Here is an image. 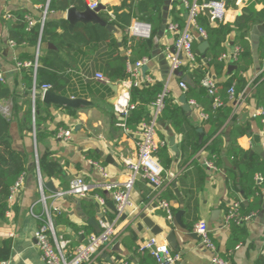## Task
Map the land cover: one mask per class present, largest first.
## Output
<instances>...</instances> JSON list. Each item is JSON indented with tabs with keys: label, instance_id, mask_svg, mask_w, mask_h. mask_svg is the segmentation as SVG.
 Masks as SVG:
<instances>
[{
	"label": "crops",
	"instance_id": "crops-1",
	"mask_svg": "<svg viewBox=\"0 0 264 264\" xmlns=\"http://www.w3.org/2000/svg\"><path fill=\"white\" fill-rule=\"evenodd\" d=\"M166 1H168L167 7ZM175 1L163 0L161 12L162 19L164 13L167 14L166 28L162 30L161 22V31L154 43L156 54L145 65L147 67L145 74L142 73V68L140 69L138 79L142 84L149 86L161 83L164 97H168L173 104H177L182 109L180 98L183 96V91L179 83L187 76L180 78L179 75L169 73L167 54L174 52L173 47L178 32L168 31V25L174 24L178 30L183 29L187 23L185 15H188V10L182 2ZM84 2L87 9L89 4L97 3L98 16L99 11L117 7L122 0H84ZM263 7L264 0H234L230 7L228 5L224 23L235 22L243 9L260 11ZM23 10L29 13L33 21L41 20L45 13V9L34 4L33 0H0V74L3 82L14 94V100L0 101V114L9 122V137L13 148L30 156L26 172L21 179V187L10 197L8 209L3 220L0 221L1 264H44L34 239V232L39 227L40 220L45 218L43 206L39 202V177L46 196L52 192L45 186L48 182L55 191L65 188L76 178H83L93 186L92 192L84 199L67 197L47 201L50 209L57 208L60 211L59 215H63L64 224L59 227L69 231L59 233L68 243L70 242L69 247L74 249L86 241L89 233L94 234L93 229L88 225L89 219L99 221L98 217L101 215L108 223L115 220L111 193L107 192L103 185L123 184L127 180V164L135 163L138 155L136 146L138 130L128 131L114 110L115 100L121 95H129L130 81L115 84L117 92L114 93L109 85H103L95 80V75L103 73L104 63L114 54L113 50L101 44L93 51L82 48V54L75 55V61L70 62L68 71L70 79L62 81L60 84L62 90L57 92L66 98L86 100L92 106L69 109L47 105L42 101L41 93H37L38 97L35 98L34 104L31 102V107L38 118L37 130L53 131L60 126L61 130L70 131V139L63 141L58 138H46L37 143L34 132L22 128V116L27 109L24 101L29 97L21 81V73L15 69V62L34 57L35 51L30 47H16L10 44L9 22ZM66 13L46 11L45 19L66 20ZM204 17L208 21L205 15ZM191 32L197 41L199 36L196 31ZM109 33L118 42L120 41L118 30ZM263 39L264 22L253 26L248 33L252 65L244 73L247 87L243 95L230 98L227 105L231 107L232 113L223 132L227 144L233 125L247 129L236 143L241 150L249 152V155L257 154L252 151L258 146L264 151V132L260 131L257 122L262 114V108L256 96V88L264 79V60L260 58ZM40 48L42 53L45 48L55 49V46L42 44ZM226 48L228 52L223 57V61L227 62L228 68L232 65L229 57L236 50L233 45V35L229 36ZM227 68L225 77L229 75ZM224 79L221 78L219 83ZM105 86H108L109 92ZM13 101L17 105L16 115L13 111ZM147 110L152 115L153 107H147ZM184 114L196 132L201 130V133L197 132L199 142L213 131L210 124L202 125V121L207 117H203L196 107H191L189 115L185 112ZM170 134L175 137L179 151L178 158L170 151L168 145ZM255 136L259 137L258 144L254 141ZM155 138L161 143L159 149L169 152L172 157L170 168L162 169V185L158 191H154L142 175L137 178L131 192L133 206L116 221L117 238L110 247L99 251L95 257V264H138L137 250H142L143 246L152 239L156 241L157 247L166 245L172 255L178 256L176 264H212L209 254L201 248L198 237L191 236L195 234L194 227L200 221L208 225L218 253L227 264H254L258 257L264 255V184L261 180L257 178V186L262 193L261 209L241 226L247 234L246 241L235 246L234 249H228L227 242L233 238V234L227 226H224L226 214L234 203H246L239 187L240 174L231 159H227L223 154L220 167L207 169L204 166L207 153L201 150L191 156L190 150L186 151L182 148V136L173 132L170 122H162L158 119ZM107 157H111L113 164L106 161ZM97 166L103 169L106 178L102 177ZM199 172L205 174L200 187ZM173 183L176 184V188L172 187ZM176 189L183 199L182 204L178 201ZM78 200L80 203H77ZM160 200L168 202L172 210L183 211L181 222L185 226L184 230L176 225L174 218L172 221L165 218L164 212L159 208ZM86 201L94 206L90 213H86L83 208V203ZM131 212L133 213L130 214ZM142 215H146L159 227L162 234L152 235L142 223ZM170 231H174L177 241L176 250L171 249L165 242V236ZM123 238L126 239L124 244L121 242ZM116 244L117 247L114 248Z\"/></svg>",
	"mask_w": 264,
	"mask_h": 264
},
{
	"label": "trees",
	"instance_id": "trees-1",
	"mask_svg": "<svg viewBox=\"0 0 264 264\" xmlns=\"http://www.w3.org/2000/svg\"><path fill=\"white\" fill-rule=\"evenodd\" d=\"M176 1L182 3L184 1L190 4L194 0ZM210 1L225 0H195L196 5L199 7L196 23L204 31L205 40L209 44L205 52L207 63H204L200 56L195 54L197 41L194 39V62L185 63L177 72L180 78L187 76L192 84V86L187 85L186 91L183 93L187 103L190 101L195 103L200 114L207 117L202 121V125L210 124L213 131L199 142L196 129L189 124L181 107L173 104L168 97H164L163 109L158 119L162 122H170L173 132L182 136V148L186 151L190 150L192 152L191 156L202 150L207 153L206 160L214 168H218L222 164V155L224 154L227 159H231L232 164L238 170L240 174L239 187L244 194L246 203H240V209L236 217L228 221L227 227L233 234V238L227 242V248L234 249L235 246L244 243L247 238L244 228L241 227L243 223H238V219L255 216L261 209L262 193L258 189L257 178H260L264 184V160L259 155H249V152H245L238 147L237 139L247 132V129L239 125H233L230 140L226 144L223 132L232 113L231 107L227 105L231 98L228 91L233 87L234 95L232 98H238L247 87L244 73L252 65L248 33L253 26L264 22V7L260 11L243 9L233 23L209 22L204 17L202 6ZM229 1L228 5L230 7L234 0ZM33 3L39 5L43 10L46 9L47 13H64L71 8L78 12L86 10L84 0H49V2L48 0H33ZM162 5L163 0H122L117 7L99 11L100 20L106 25L115 27L120 33L119 42L113 38L104 26L98 24H77L72 31H69L68 22L65 19L58 21L45 20L43 26H41L40 20L33 21L27 11H20L9 22V41L16 47L26 46L33 48L34 51L38 44H40V47L42 44H53L55 46V49L45 48L42 53L40 52L35 77L30 69L23 68L19 70L21 81L29 97L28 100L24 101L27 109L22 116V128L33 131L37 143L46 138H57L61 130L60 126L53 131L37 130L38 118L35 112L33 116L32 101L30 100L32 99V89L35 87L36 91L40 92L42 86L48 85L52 91L61 92V82L70 79L68 75L70 62L75 61L76 54H82V48H89L93 51L101 44L113 50L114 54L111 59L104 63L101 75L111 85L130 80L127 66L129 64L133 65L143 58L151 59L156 54L154 43L161 31ZM135 11H137V15ZM135 20L150 26L149 39L129 36L128 29ZM59 31L61 33H58ZM230 35H233V45L239 53L236 60L231 62L235 69L225 77L227 62L223 61V57L228 52L226 44ZM260 58L264 60V39L261 45ZM33 61L34 57L20 59L15 62V65L16 63L25 62L33 63ZM207 77L213 80L212 96L202 86V82ZM221 78L225 79L219 83ZM105 88L108 92L110 91L108 86H105ZM162 92L163 85L161 83H155L152 86L142 84L140 87H130V104L134 106V109L124 121L128 131H139V126L142 123L150 121L151 115L147 107L152 106ZM256 96L259 98V106L262 108V114L258 117L257 122L260 131L264 132V79L256 88ZM7 99L14 100V94L0 80V101ZM215 99L219 101V106L215 104ZM13 111L16 115L17 105L15 101H13ZM156 157L163 170L170 168L172 157L169 152L158 149ZM29 158V155L13 148L9 137V122L0 114V221L3 220L8 209L12 188L26 172ZM198 178L200 187L205 179V174L199 172ZM67 188L68 186L61 190ZM83 208L86 213H90L93 211L94 206L86 201L83 203ZM176 212L177 210H173L174 214ZM229 212L230 210L226 216ZM52 220L55 227L64 224L63 215L53 213ZM90 235L89 233L88 236ZM212 240L215 243L213 238ZM124 241H126L125 238L121 239L123 244ZM69 243L66 249L68 260L72 257L76 248H70ZM137 251L138 264H157L150 251ZM254 264H264V255L258 257Z\"/></svg>",
	"mask_w": 264,
	"mask_h": 264
},
{
	"label": "built area",
	"instance_id": "built-area-1",
	"mask_svg": "<svg viewBox=\"0 0 264 264\" xmlns=\"http://www.w3.org/2000/svg\"><path fill=\"white\" fill-rule=\"evenodd\" d=\"M49 2V0H48ZM183 4L187 7L188 17L186 26L183 29L178 30L176 25H168V31L178 32V36L174 43V52L167 54V60L169 62V73L173 75L174 72L182 67L185 63L194 62L193 54V43L194 35L191 31L195 30L199 37L206 39L204 31L197 26L196 16L199 11V7L196 5L195 0L188 4L183 1ZM97 3H91L88 5V9L94 11L97 9ZM203 9H208L211 21L210 22H224L226 8L225 1H210L202 6ZM45 15L40 20L41 26L45 22ZM129 36L139 39H149L150 37V26L139 22L133 21L131 26L128 29ZM11 45H13L10 42ZM239 51L235 50L234 53L230 55V61L234 62L237 58ZM40 56V44L35 49L34 61L33 63H16L15 69L19 71L20 69H30L33 72V76L36 75V70L38 66V59ZM149 59L143 58L135 64H129L127 66V71L131 77L130 87H140L142 83L138 79V74L140 69L148 63ZM0 80L3 81V77L0 74ZM95 80L103 85H111L101 74L95 75ZM202 86L206 88L210 96L213 95V80L209 77L205 78L202 82ZM179 87L183 91H186L187 85L183 82L179 83ZM47 91H52L51 87L46 85L42 86L40 92L36 91V88L32 89V102L34 104L35 95L37 93L44 94ZM230 97L234 95V89L231 87L228 91ZM244 93V92H243ZM243 93L241 95H243ZM240 95V96H241ZM164 93L158 96L155 103L152 105L153 113L151 119L148 123H142L139 126L138 137L136 140L137 146V160L135 163L127 164V180L123 184H105L103 188L111 193V197L114 204V214L115 220L112 223L100 221V232L98 234H91L86 239L87 244L79 245L73 252L72 257L68 260L66 258V249L68 242L63 238L62 234L56 231V227L53 224L52 214H60V211L57 208L50 209L47 205L48 200H59L67 197H73L78 199H84L87 195L92 192L93 186L84 181L83 178H76L69 182L68 188L65 190L51 192L50 195L46 196L44 193V185L41 183L40 177L39 180V192L40 200L44 209L45 218L40 220V225L34 232V239L40 251L41 259L44 264H95V257L99 251L107 249L110 247L117 238L116 233V221L125 215L130 208H132L131 202V192L133 189L134 182L137 178L142 175L143 178L148 182L149 186L154 190L158 191L162 185V168L158 163L156 152L160 148V144L156 136V128L158 118L163 109V100ZM217 106L220 105L217 99L214 100ZM190 107H196L193 101L188 102ZM134 109V106L130 104L129 95L119 96L114 103V110L118 115V119L124 123L129 113ZM34 116V109H33ZM204 117V115H202ZM71 137L70 131L60 130L57 138L63 141H68ZM204 166L213 170L214 167L207 160L204 161ZM102 177L106 178L107 175L104 173L103 169L97 166ZM38 172V171H37ZM261 180L260 178H258ZM21 187V180H19L11 190V196L15 194ZM101 204L104 205L103 201ZM159 208L164 212L165 218L168 221H172L175 214L170 206V204L164 200H160ZM240 209L239 203H234L230 209L229 214L226 216L224 221V226H228V221L234 219L237 215V212ZM32 212V210H31ZM131 212L130 214H132ZM32 214V213H31ZM252 216H247L241 219H238V223H243L251 219ZM194 232L199 239V243L202 249H204L210 257L212 264H227L223 260L217 250L216 244L213 242L210 230L208 225L204 221L198 222L194 227ZM152 248H155V251H152ZM142 250H148L155 258L157 264H176L178 261L177 255H172L166 245L157 247L156 241L154 239L147 242Z\"/></svg>",
	"mask_w": 264,
	"mask_h": 264
},
{
	"label": "water",
	"instance_id": "water-1",
	"mask_svg": "<svg viewBox=\"0 0 264 264\" xmlns=\"http://www.w3.org/2000/svg\"><path fill=\"white\" fill-rule=\"evenodd\" d=\"M167 3H168V1H166V3H165L166 7H167ZM228 3H229V0H225L226 10L228 8ZM135 12L137 15V11H135ZM203 13L207 17L208 21L210 22L211 16H210L209 10L203 9ZM163 16L164 17L162 19V30H164L166 28V16H167V14L164 13ZM187 17H188V15H185V19H187ZM66 20L68 22V29L69 30H72L74 28V26L79 23V24H83V25H88V24L96 25V24H98V25L104 26L106 28V30L109 32H116L117 31V29L115 27L110 26V25H106L102 20H100V18L97 16L96 9L94 11H92V10H89L86 8L85 11L78 12L74 8H71L66 13ZM197 41H198L199 45L197 46L195 54L197 56H200V58L203 60L204 63H207V60L205 58V52L208 49L209 44L203 37H198ZM49 47L52 48V46H49ZM171 52H173V50H171ZM160 58H162V57H160ZM234 69H235L234 65H229L227 68V74H230ZM141 70H142V73L145 74V72L147 71V67L143 66ZM174 75H178V72H174ZM182 82L188 86H192L191 81L188 77H184ZM109 88L114 93L117 92V86L116 85H109ZM37 97H38V95L36 94L35 98H37ZM42 101L47 105L52 104L55 106L69 108V109H81V108L92 106V104L87 102L86 100L66 98V97H63V96H60L59 94H57L56 91L45 92L42 95ZM180 103L182 105V110L186 113V115H189L191 107L187 103L184 95L181 96ZM197 132L201 133V130L199 129ZM200 138H201V136H200ZM254 141H255V143L258 144L260 142L259 137L255 136ZM168 145H169L170 151L178 158L179 157V151H178L177 145L175 144V137L172 134H170ZM254 152L259 154L264 159V151H263V148L261 146L254 148L252 153H254ZM106 161L110 164H113L111 157H107ZM45 186L48 189H50L52 192L55 191L50 182L46 183ZM172 187L176 188V184L173 183ZM175 193H176V196L178 198L179 203L182 204L183 199L178 194L177 189L175 190ZM77 203H80L79 200ZM95 207L98 208V205L95 204ZM182 215H183V211H181V210L177 211L175 216H174V220H175L176 225L180 229L184 230L185 226L181 222ZM98 218H99V221L105 222V219L103 218V216L100 215ZM141 220H142V223L145 225V227L150 230L152 235L157 236V235L162 234V230L159 227H157L156 225H154V223L146 215H142ZM99 221L97 219H89L88 220V225L93 229L95 234H98L100 232ZM56 231L57 232L69 231V229H66L64 227H56ZM191 236L197 237L196 234H191ZM81 238L83 239V237H81ZM165 242L167 243V245L171 249H175V250L177 249L176 248L177 247V241H176V238L174 235V231H170L165 236ZM83 244L86 245L87 241H84ZM115 247H117V244L114 246V248ZM152 251H155V248H152ZM106 260L109 262L108 258H106Z\"/></svg>",
	"mask_w": 264,
	"mask_h": 264
}]
</instances>
